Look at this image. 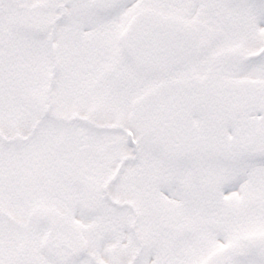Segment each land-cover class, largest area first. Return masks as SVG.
Returning a JSON list of instances; mask_svg holds the SVG:
<instances>
[{
    "label": "snow or ice",
    "instance_id": "obj_1",
    "mask_svg": "<svg viewBox=\"0 0 264 264\" xmlns=\"http://www.w3.org/2000/svg\"><path fill=\"white\" fill-rule=\"evenodd\" d=\"M0 264H264V0H0Z\"/></svg>",
    "mask_w": 264,
    "mask_h": 264
}]
</instances>
